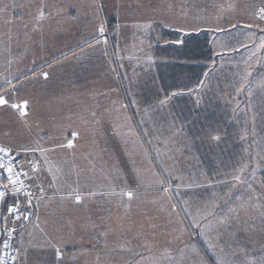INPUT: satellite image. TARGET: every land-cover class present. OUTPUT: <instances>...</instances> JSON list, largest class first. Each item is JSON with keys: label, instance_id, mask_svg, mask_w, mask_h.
Listing matches in <instances>:
<instances>
[{"label": "rangeland", "instance_id": "1", "mask_svg": "<svg viewBox=\"0 0 264 264\" xmlns=\"http://www.w3.org/2000/svg\"><path fill=\"white\" fill-rule=\"evenodd\" d=\"M261 4L0 0V145L61 164L47 264H264ZM207 27L216 62L173 81L160 31Z\"/></svg>", "mask_w": 264, "mask_h": 264}, {"label": "crops", "instance_id": "2", "mask_svg": "<svg viewBox=\"0 0 264 264\" xmlns=\"http://www.w3.org/2000/svg\"><path fill=\"white\" fill-rule=\"evenodd\" d=\"M210 5V3H209ZM263 5V4H261ZM257 6L254 10L255 16L257 17V9L261 6ZM245 9V8H244ZM210 13V12H209ZM2 19V18H1ZM259 19V18H258ZM259 21L262 23V21L259 19ZM3 23V21H1ZM208 26L211 27L210 24ZM162 29L161 34H163ZM167 31H175L180 32L175 29L167 28ZM213 30L209 27L207 28H201L197 31H190L187 33H183L184 35H190V34H198L200 35L203 33V35H207L209 38V42L211 45V39L214 38L215 34L212 32ZM252 47V44L250 45ZM211 47V46H210ZM213 55L215 56V51L211 47ZM216 57V56H215ZM24 101H21L17 105H23ZM24 106V105H23ZM6 144V143H5ZM9 148L11 151L15 152V149L13 147H6ZM19 149H23L22 147H18ZM67 146H64L62 149H66ZM24 150V149H23ZM25 151V150H24ZM51 152V151H50ZM50 152H41L40 154L32 155L25 154L26 157H22L21 154L18 152L16 153L19 158L22 160L21 167L23 168L24 172L27 173V179L30 183V187L33 189L34 192H36V197L34 201V213H33V220L29 222L27 225L22 228L21 232L17 236L16 239V248L18 249V252H20V258L19 262L17 264H47L45 261L51 262V259H45V256L48 255L50 252L54 253L57 249L61 251V247L58 245L61 244V241H55L56 234H54L53 230L55 226L53 224H59V216L57 218L51 217L47 212H54L57 214V208H60V205L54 206L50 201L54 199L53 194L51 193L52 189V183L53 181L59 182L57 180L60 177V174L58 173V170L61 169L60 163L58 164L55 171L48 170L42 162L43 159H46L47 156H50ZM53 153V152H51ZM69 155H73L70 153ZM33 165H35V170L33 168ZM66 166V163H63V168ZM51 174L53 178H51ZM66 176L67 174H61V176ZM43 188V192L40 191V189ZM56 229V228H55ZM61 232V231H60ZM59 237V236H57ZM61 260V259H60Z\"/></svg>", "mask_w": 264, "mask_h": 264}, {"label": "trees", "instance_id": "3", "mask_svg": "<svg viewBox=\"0 0 264 264\" xmlns=\"http://www.w3.org/2000/svg\"><path fill=\"white\" fill-rule=\"evenodd\" d=\"M258 9H257V12H258ZM261 21L264 24V21L263 20ZM240 29L242 30L241 27ZM165 34H168V35L165 36ZM180 37H185V39L182 40ZM161 38H163V40H161L155 46L154 54L157 58H161L165 56L166 58H170V60H174L175 58L177 59V62H175L177 63L176 65L169 63L171 65L176 66L174 67L175 69L172 71L173 81L178 80L180 77L182 78V76H184L185 79L188 78L189 76L192 80H195L197 82L199 80L198 78L202 76V74H204V72L217 60V58H215L213 55L212 49L210 47L211 45L209 42V38L207 35L190 34V35L183 36L179 32L163 30V35L161 36ZM179 40H181L183 47L180 50H177L174 48L175 44L173 46L172 43L177 42ZM231 53L237 56L236 51H233ZM222 55H225V54H222ZM259 55H261V53ZM178 62H181V64H179ZM11 154L13 155L12 152ZM15 157H16V160L18 161V156H15ZM18 164H19V161H18ZM19 166L21 170L24 172L20 164ZM259 175L262 178V182L264 184V170H261L259 172ZM3 184H7L5 178L3 179L2 185ZM28 184L30 185L29 181H28ZM34 193H35L34 195V201H35L36 192ZM12 200H13V195L8 197L6 201V205H8L9 203H12ZM33 210H34V207H33ZM15 238L13 241V246H14V249L16 250L15 248L16 239ZM0 253H1V239H0Z\"/></svg>", "mask_w": 264, "mask_h": 264}, {"label": "snow or ice", "instance_id": "4", "mask_svg": "<svg viewBox=\"0 0 264 264\" xmlns=\"http://www.w3.org/2000/svg\"><path fill=\"white\" fill-rule=\"evenodd\" d=\"M43 18H44V11H43V9H41L39 11L37 19H43ZM262 18H264V17H262ZM99 33L101 36H103V34H104V27L103 26L100 27ZM104 42L107 43L106 38H105ZM97 43H99V41H97ZM261 46L264 47V42H262ZM43 76L45 79H47L48 73H43ZM6 103H7V101L5 100V98L3 96H0V105H4ZM23 105L24 106L20 111L21 116H25L27 114V101H24ZM11 107L14 109H17V108H20L21 106L17 105V104H11ZM72 135L75 137L77 134L72 133ZM211 139L218 141L220 139V137L218 135L211 136ZM73 146H74L73 143L71 141H69L67 144V147L72 148ZM61 147H63V145H61ZM25 151H28V149H25ZM0 154H2V155H0V170H2L3 174H6L5 178L8 181L7 184L0 185V188L3 189V190H0V201H3L9 193H11L13 195V197H15L18 193H20L21 188L23 187V184H22V182H19L16 177H19L21 175L27 176V173L23 172L22 170H19V171L16 170L17 169V160H16L15 156L11 155L10 149L0 147ZM35 167L36 166L33 165L34 170H35ZM236 179L239 180L240 179L239 176H237ZM18 183H19V187L17 186ZM9 185H11V188H9ZM40 191L43 192V188H41ZM164 191L167 192L168 189L165 188ZM24 194H25V196H28V197H30L32 195L30 192H26ZM126 195L128 196L129 199H132V197H133V193L131 191H128L126 193ZM75 202L76 203L81 202V197L79 195L75 196ZM27 203L30 206L31 200L29 199L27 201ZM7 213L9 216H13L15 218V220H20V219L28 220L29 219L28 215H22L21 214L19 201L8 206ZM4 219L6 221L7 217H5ZM11 231H15V229H12ZM56 256H57V259H59V257H60V250L59 249L56 250ZM13 260H15V257H13ZM0 264H3L2 260H0Z\"/></svg>", "mask_w": 264, "mask_h": 264}, {"label": "built area", "instance_id": "5", "mask_svg": "<svg viewBox=\"0 0 264 264\" xmlns=\"http://www.w3.org/2000/svg\"><path fill=\"white\" fill-rule=\"evenodd\" d=\"M257 16L264 21V5L261 6L258 9ZM2 147V146H0ZM2 155V154H0ZM12 155V154H11ZM13 156V155H12ZM17 171L21 170L18 161H17ZM2 172V170H0ZM4 174V178H5ZM19 182H22L23 187L21 188L20 193H18L15 197H13L12 203H9L6 205V201L8 197H10L12 194L9 193L6 198L3 201H0V239H1V253H0V260L3 261V264H13L15 260H13V257H15V249L13 246L14 238L16 237V231L20 228H22L23 225L28 223L33 215V207H34V191L31 189L30 185L28 184L27 177L24 175H21L19 177H16ZM6 183H8L7 179L5 178ZM19 187V183L17 185ZM9 188H11V185H9ZM0 190H3L0 188ZM30 192L32 195L30 197L25 196L24 193ZM31 200V205L29 206L27 201ZM19 201L20 205V212L22 215H28L29 219L24 220H15L13 216H9L7 213L8 206L12 205L13 203H16ZM6 207V209H5ZM5 217H7V220L5 221ZM12 229H15V231H11ZM7 245V246H6Z\"/></svg>", "mask_w": 264, "mask_h": 264}]
</instances>
